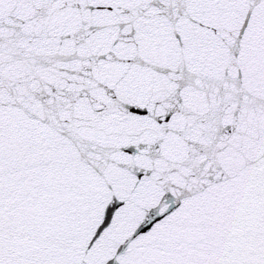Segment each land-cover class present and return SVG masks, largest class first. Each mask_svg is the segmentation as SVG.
Listing matches in <instances>:
<instances>
[{"label":"snow or ice","instance_id":"6c2138e0","mask_svg":"<svg viewBox=\"0 0 264 264\" xmlns=\"http://www.w3.org/2000/svg\"><path fill=\"white\" fill-rule=\"evenodd\" d=\"M0 264H264V0H0Z\"/></svg>","mask_w":264,"mask_h":264}]
</instances>
